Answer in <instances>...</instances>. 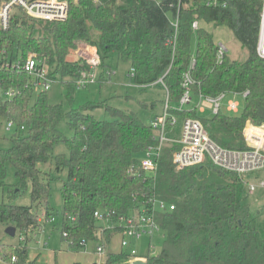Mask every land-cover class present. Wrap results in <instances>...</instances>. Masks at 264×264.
I'll use <instances>...</instances> for the list:
<instances>
[{"label":"trees","instance_id":"1","mask_svg":"<svg viewBox=\"0 0 264 264\" xmlns=\"http://www.w3.org/2000/svg\"><path fill=\"white\" fill-rule=\"evenodd\" d=\"M184 1H191L192 6L180 12L174 49L167 6L161 8L149 1L68 0L64 21L43 22L19 12L7 30L0 28V118L12 122L15 129L11 147L0 150V187L5 186L7 167L11 166L16 183L8 186L9 200L28 186L31 196L30 206L0 205V223L14 227L20 243L27 245L29 236L40 228L38 220L45 221L53 213L48 203L49 179L38 165L54 160L57 173L66 171L61 233H70L74 240L71 247L77 248L81 239L95 241L96 211L127 214L137 202L145 204L146 196L153 193L174 205V210L156 215L165 239L157 256L145 257L146 264H264V221L251 211L245 175L210 163L177 171L172 163V154L178 149L174 145L164 148L154 176L148 177L138 163L148 147L156 144L150 125L133 113L112 108H106L109 120H97L91 112L101 108L100 103L64 113L61 104L48 103L46 91L34 90L26 73L5 67L34 54L48 77L62 82L63 92L70 98L76 81L91 71L85 60H68L78 44L84 43L95 48L100 68L108 70L110 58L116 57L129 65L128 76L135 85L162 89L176 126L185 118L198 119L218 145L248 149L242 135L246 122L264 124V59L255 50L261 0H238L225 10L208 8L202 5L203 0ZM195 18L200 27L194 32L191 23ZM207 25L230 29L246 48V59L230 60L225 54L217 62L218 46L205 29ZM194 36L197 44L193 52ZM192 60V99L246 92L240 114L221 110L202 119L195 106L174 110L184 93L183 75ZM9 91L14 93L11 98L5 96ZM63 119L71 138L59 131ZM60 143L68 150L67 158L53 157ZM132 168L134 176L128 174ZM41 205L42 211L38 209ZM69 217L76 219L73 225ZM106 240H111L110 232ZM13 257L14 264L35 263L29 261L25 246L0 243V258L10 264ZM128 259L126 253L110 254L105 264H127Z\"/></svg>","mask_w":264,"mask_h":264},{"label":"built area","instance_id":"2","mask_svg":"<svg viewBox=\"0 0 264 264\" xmlns=\"http://www.w3.org/2000/svg\"><path fill=\"white\" fill-rule=\"evenodd\" d=\"M120 1V0H117ZM155 3L157 6L168 8L170 16V24L173 29V37L170 41L173 49L177 42L179 29V15L182 9H188L192 6V2L184 0H140ZM238 0H203L202 5L211 9L225 10L232 7V4ZM97 3L98 0H93ZM19 12L24 13L28 17L43 22H60L67 19L68 16V0H0V28L7 30L13 16ZM200 27V22L195 18L191 23V29L195 32ZM216 53L217 62H221L227 49L223 44H218ZM256 54L264 59V0H261L258 13V29L256 38ZM89 52V51H88ZM3 52H0V54ZM88 66L91 68L89 73L83 74L76 81V88L87 87L95 82L96 67L100 66V58L95 50L84 58ZM194 60L191 61L189 70L183 75L182 94L179 105L174 110L182 111L191 105L192 94L191 86L194 84L190 76V70L193 68ZM5 67L26 73L31 79V85L36 92L47 91L50 84L54 81L48 77V73L43 65L37 60L34 54H29L27 58L21 62L17 61L12 64H5ZM133 76V73H130ZM14 95L12 91L5 94L7 98ZM244 93H222L216 97H197L198 104L195 107L198 112H203L200 103L203 101L211 107V114H217L221 110L229 113H238L239 103L236 98L246 97ZM195 106V105H194ZM192 107V106H191ZM168 97L166 95L165 104L161 115L156 116L150 123L154 131L155 145L148 147L143 158L139 161V170L148 177L154 176L157 168V160L163 153L165 147L177 146L178 149L172 154V163L177 171L186 167L210 163L222 170L235 173L239 176L250 175L264 170V124L255 126L250 122H246L242 135L248 149L236 150L227 149L214 142L208 135L200 120L194 118H185L180 126L179 137H173L167 131L172 132L176 126V119L168 112ZM12 122H7L6 131L12 128ZM23 129V128H21ZM169 132V133H170ZM130 176H134L133 168L128 170ZM256 188H264V181H259L256 185H249L248 191L252 192ZM147 197L146 203L137 202L127 214H118L108 209H100L94 213V219L97 227L94 232L95 252L98 261L96 264H105L110 255L112 241L118 237V253H126L129 255L127 264H133L136 261L146 263V258L138 256L134 249V242L140 241L147 237L148 252L153 248L151 245V237L155 232L161 231L156 222L158 213L174 210V205L168 204L158 199L153 193ZM53 221V219H52ZM43 225L42 218L38 220ZM70 225L76 222L75 218L69 217ZM111 234V240H106V233ZM62 237L70 245H74V240L70 238L68 231H62ZM86 239L77 242L78 246H83ZM11 263H15V258L11 259Z\"/></svg>","mask_w":264,"mask_h":264},{"label":"rangeland","instance_id":"3","mask_svg":"<svg viewBox=\"0 0 264 264\" xmlns=\"http://www.w3.org/2000/svg\"><path fill=\"white\" fill-rule=\"evenodd\" d=\"M205 29L213 35L216 45L223 44L227 49V56L230 60L244 61L247 57V50L244 48L234 34L227 27H214L213 25L205 26ZM197 38L194 36L191 41L192 51L196 49ZM89 51V52H88ZM94 53L95 48L84 43L78 44L77 48L68 56L69 61L84 60L89 53ZM107 69L96 67L95 82L87 87L75 88L70 98H66L63 92V84L57 79L50 84L46 91V96L49 104H61L64 113L72 109H78L85 106L87 103L99 104L101 108H96L91 112V115L97 120H109V115L106 108L121 110L127 113H133L144 125H150L151 121L161 115L163 111V102L166 99L165 92L154 86L146 88L139 87L129 78L130 67L128 64L117 60L116 57H111L110 62L106 65ZM110 67V68H109ZM110 70V75L108 72ZM105 76V78L103 77ZM239 103L238 113L240 114L244 107V101L241 97L236 98ZM192 104L187 106L195 107L198 104V99H192ZM200 107L204 112H198V117L202 119L211 118V107L204 101L200 103ZM233 114V113H232ZM5 119L0 118V150H6L11 147V137L15 135L14 127L10 131H6ZM256 126V125H255ZM61 134L66 138H71L72 132L69 129L65 119L58 126ZM173 137H179L180 124H178L172 132L167 131ZM170 132V133H169ZM63 155L67 158L68 150L64 144L60 143L54 148L53 157ZM140 155L139 158H141ZM39 170L47 175L49 179V198L48 203L53 210L49 219L44 221L42 228L36 229L29 237L27 245L20 243L17 232L14 237L7 235L5 224L0 223V243L11 245L13 248L25 246L28 250L29 261H35L34 264H52L54 262L53 255L57 254L56 264H91L96 258L92 254L95 252V243L92 240H87L83 246L77 248L71 247L65 240L62 239L61 222H62V199L61 190L62 184L66 179V171L57 173L54 170V160L47 164L38 165ZM254 175V176H251ZM247 181L251 184H257L259 181H264V170L254 174L246 175ZM16 183L11 166L7 167L5 186L0 187V205H7L9 202L17 206H30L31 196L30 187L28 186L23 192L17 193L15 197L9 200V187ZM16 192V189H15ZM247 201L250 204L252 213L258 216L260 222L264 221V188H256L254 191H247ZM38 209L42 211L43 206ZM53 219V221H52ZM14 228V227H12ZM25 238V236H24ZM26 239V238H25ZM165 235L161 232H155L151 237L152 249L148 252L147 237L142 238L138 242H134V249L138 256L146 257L147 255L157 256ZM27 240V239H26ZM109 247L111 250H119L116 241ZM92 252V253H91ZM32 253V255H31ZM37 256V258H33ZM0 264H9L7 261L0 258Z\"/></svg>","mask_w":264,"mask_h":264},{"label":"crops","instance_id":"4","mask_svg":"<svg viewBox=\"0 0 264 264\" xmlns=\"http://www.w3.org/2000/svg\"><path fill=\"white\" fill-rule=\"evenodd\" d=\"M203 112H204V109H203ZM251 176H254V175H251ZM247 178H248V177H245V180H246V183H247V189H248V186H249V185H254V184L249 183V182L247 181ZM255 185H256V184H255ZM41 228H42V225H41ZM41 228H40V229H41ZM15 233H16V231H15ZM116 238H117L116 241H118V237H115V238L113 239V241H112L111 246L113 245V242L115 241ZM117 246H118V242H117ZM108 250H110V253H111V254H117L118 251H119V250H111V249H109V247H108ZM91 253H92V252H91ZM31 255H32V253H31ZM92 255L95 256L96 259H95L91 264H96V262L98 261V258H97V256H96L94 253H93ZM34 258H37V256H36V257L33 256L32 259H34ZM53 258H54V262H53L52 264H56V263H57V262H56L57 254H56V253H54ZM37 259H38V258H37ZM37 259H36L35 261H37ZM10 264H12V263H10Z\"/></svg>","mask_w":264,"mask_h":264},{"label":"water","instance_id":"5","mask_svg":"<svg viewBox=\"0 0 264 264\" xmlns=\"http://www.w3.org/2000/svg\"><path fill=\"white\" fill-rule=\"evenodd\" d=\"M15 228H12V227H8L6 229V233L7 235L11 236V237H14L15 236ZM133 264H146L145 262H142V261H136L134 262Z\"/></svg>","mask_w":264,"mask_h":264},{"label":"bare ground","instance_id":"6","mask_svg":"<svg viewBox=\"0 0 264 264\" xmlns=\"http://www.w3.org/2000/svg\"><path fill=\"white\" fill-rule=\"evenodd\" d=\"M250 193V192H249Z\"/></svg>","mask_w":264,"mask_h":264}]
</instances>
